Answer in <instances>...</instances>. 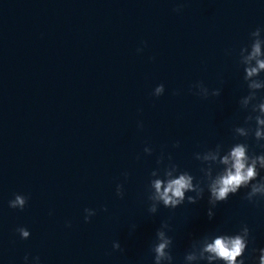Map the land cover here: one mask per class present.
Listing matches in <instances>:
<instances>
[{"label": "clouds", "instance_id": "9594fccd", "mask_svg": "<svg viewBox=\"0 0 264 264\" xmlns=\"http://www.w3.org/2000/svg\"><path fill=\"white\" fill-rule=\"evenodd\" d=\"M181 11V7L173 9ZM146 46V42H144ZM138 48L137 52H142ZM233 50H226L227 55H232ZM237 63L243 68V82L247 94L240 96L238 106L244 113L242 123H234L231 127L232 139L235 141L229 146L223 142L216 143L213 147L193 153V159L199 161L200 177L194 176L190 171L182 169L173 161L171 154L167 156L163 149L156 159L157 167L150 172L147 185V211L156 214L160 206L174 210L185 204H197L204 199L207 192V217L209 221L215 218V209L220 204L227 203L229 198L237 195L241 189H246L243 199L249 204L259 206L264 202V151L257 153L251 149L249 139L264 149V28L257 27L248 34V43L239 48ZM195 89L194 95L202 99L219 97L221 89H209L202 82H196L190 87ZM165 92L163 83L157 85L151 92L153 97L159 98ZM179 93L174 91L173 95ZM143 129V123L138 124ZM174 148L180 147L176 141ZM143 152L152 155L153 149L145 146ZM137 159H140L137 156ZM125 179L128 173H123ZM116 195L124 197V185L118 183L115 189ZM29 201L25 194H14V198L8 201V207L23 211ZM107 211V208H103ZM84 221L90 222L96 215L93 208L84 209ZM169 220L162 221L155 231V240L149 245L152 264H174L173 255L174 239L169 232L173 231ZM67 227H71L68 223ZM21 240L30 238V231L19 226L15 229ZM254 242L251 229L246 223H242L234 233H227L220 229L214 232H206L190 240L188 249L183 256V264H246L245 253L249 244ZM113 250L123 251L121 244L114 241ZM252 253L258 256L252 257L254 264H264V247L252 248ZM33 264H40V257H33ZM25 264H29V256H24Z\"/></svg>", "mask_w": 264, "mask_h": 264}]
</instances>
